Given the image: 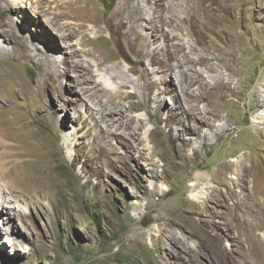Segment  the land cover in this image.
Here are the masks:
<instances>
[{
    "label": "rangeland",
    "instance_id": "obj_1",
    "mask_svg": "<svg viewBox=\"0 0 264 264\" xmlns=\"http://www.w3.org/2000/svg\"><path fill=\"white\" fill-rule=\"evenodd\" d=\"M18 1L23 5L21 14L12 11L5 18H14L17 32L32 39L20 50H27L35 61L53 64L60 75L57 92L51 91L50 82L47 84V106L37 109L33 105L40 97L45 99L41 92L34 91L8 111L29 121V128H11L8 134L16 149L27 146L32 155L24 159L28 182L17 193L4 192L8 198L19 193L23 198H19L20 207H11L16 216L8 219L10 223L2 225L0 220V264H229L237 232H241L239 238L246 239L253 259L264 264V247L248 226V216L236 205L237 199L247 201L251 180L264 179V101L258 106L264 100V0H234L241 44L239 40H218L210 32L212 23L199 25L196 36L187 34V22L182 23L180 31L172 32L196 47L197 51L190 54L193 58L221 54L223 60H215L219 65L216 70L195 66L207 81L229 80L225 71L231 65L240 72L244 84L241 99L223 87L211 93L210 106L199 104L219 116H210L213 126L201 128L198 137L184 131L180 124L170 125L164 120L165 114L158 115L160 108L164 113L172 110V94L158 93L174 85L175 80L174 72H164L149 63L146 53L154 45L146 43L143 47L137 42L127 46L128 61L121 57L108 32L96 33L123 0H90L97 25H86L85 34L91 42L84 49L80 34L66 41L68 52L78 53L71 57L60 49L62 41L53 38L47 42L43 32L38 35L40 23L31 14L43 6L44 17L50 19L52 13L61 12L58 6L63 9L66 0ZM178 1L180 17H191L187 11L193 0ZM142 5L152 17L153 3ZM20 15L31 19L22 20ZM172 29L164 25V31ZM143 30L142 36L149 41V28ZM49 32L56 37L54 31ZM33 43L39 47L36 53ZM43 48H48L49 54ZM84 50L92 51L93 56H86ZM17 56L10 55L12 65L36 90L46 69ZM139 56L153 72L150 78L133 61ZM74 60L90 65L93 75L89 83L101 89L97 96L81 95L82 85H77L69 72ZM132 67L138 72H131ZM112 72H121L130 80L122 91L133 96L124 99L123 111L106 114L104 109L110 106L108 91H116L121 82L110 78ZM148 96L159 97L163 105L156 107ZM131 104L138 108H129ZM126 121L141 123L136 135L139 141L127 136ZM176 130L181 141L176 139ZM226 165L229 168L224 170ZM191 181L200 184L194 193L202 191L201 184L208 187L201 206L189 199ZM261 196L263 202L252 210L262 208L264 224V193ZM11 202L17 206L15 199ZM2 210L3 214L8 211ZM17 211L25 217L26 225ZM4 229L10 236L2 233ZM207 236L215 238L214 246L222 247L221 253L211 250ZM12 240L16 249L11 247ZM224 242L229 244L226 248Z\"/></svg>",
    "mask_w": 264,
    "mask_h": 264
},
{
    "label": "bare ground",
    "instance_id": "obj_2",
    "mask_svg": "<svg viewBox=\"0 0 264 264\" xmlns=\"http://www.w3.org/2000/svg\"><path fill=\"white\" fill-rule=\"evenodd\" d=\"M142 2L153 3L154 14L152 17L147 15ZM63 5H65L63 9L60 8L61 5L58 6L61 12L52 13L50 19L44 17L46 12L42 10L43 6L40 7L39 11H36L35 9L32 10L33 13L31 14L36 17L38 23H40V29L37 31L38 35L43 32L42 35L46 36V41H52L53 38L56 40L58 39V43L59 40L62 41L60 48L62 52L66 54L69 53L70 57L71 55L76 56L78 55L76 51L68 52L69 44L66 41L68 39H73L77 34H80L79 43L83 49L84 46L91 42L85 34V28L88 23L97 25L94 21L95 15L92 12L93 7L90 0H66L62 3V6ZM22 7L23 5L18 0H0V220L2 225L6 224V221L8 222V219L11 217L16 216V213H13L11 207H20L18 201L19 198H23V195H19L20 193L14 195L13 197L15 198L13 199L10 197L8 198L4 196V192L6 191L8 194L13 192L17 193L19 187L24 186V184L28 182L27 179L29 178H27V173L24 171L25 169L23 170V167L26 164L24 159L29 156L31 157L32 155L30 154V151H28L29 149H27V146L22 150L20 148V150L16 149L15 145L17 144L13 145L11 143L12 138L8 134L11 128L13 130L29 128V121L26 118L17 116L12 111H8L19 106L20 98L25 100L26 95H30L31 93H34V91L41 92L45 99H43L42 96L40 97L38 104H32L37 109L47 106V103L45 102L48 98L47 84L50 82V85L52 86V90H50L52 92H57L58 89L56 84L58 76L60 75V72H57L53 64L47 65L40 59H36L35 61L34 56H30L27 50H20V47H25L27 40L32 41V39H30L29 34L28 36H24L17 32L13 25L14 18L6 19L5 15H9L12 11H15V14L19 15L21 14ZM180 11L181 4L178 0H123L122 5L107 17L104 27L98 29L95 25L94 26L98 29L96 33H109L113 45L119 50L120 55L124 60L131 61L127 55V46L134 45L137 42L143 47L154 45L151 51L146 53L149 57V63L151 65H157L159 70H163L164 72H174L175 80L174 85L169 84L164 90L158 93L172 94L173 97L171 101H169L173 105L172 110L169 109L164 113L160 108L158 115L161 116L165 114L164 120L170 125L180 124L185 129L184 131H188L192 136L198 137L201 128L213 126L210 122V116H219V114L214 113L213 110L206 109L207 106H210L212 101L211 93L220 88L228 87L232 95L241 99V95L245 90L244 84L240 79V72H236L235 68L231 65H228L225 71V75L229 80L216 78L213 83L207 81L195 66L202 65L208 70H216L219 65L215 63V60L222 61L223 59L220 58L221 54L213 53L210 58L203 55H198L197 58H193L190 54L197 51L196 47L189 42L184 43L183 37L180 34L177 33L175 36L172 32L180 31L182 23L187 22L190 26L187 34L196 36L199 33L197 30L199 25L212 23L213 27L209 24L211 27L210 32L214 34L218 40H227L231 42H233V40H239V43L241 44L243 43V39L241 38L240 27L236 23L238 10L234 0L233 2L232 0L190 1L187 13H192V16L189 18L180 17ZM19 17L22 20L31 19L30 16L27 17L20 15ZM226 18L229 20L224 24ZM62 19H67V21L60 23V20ZM43 24L45 28L43 27ZM164 25L171 26L173 29L171 31L167 30L168 32L164 31ZM140 28L142 30H140ZM145 28H149L150 30L151 39L149 41H147L146 38L142 36L143 34H141V31H144L143 29ZM49 31H54V33H52L56 35V37L51 36ZM31 36L34 37L33 35ZM131 36H134L135 38L132 39ZM11 43L14 45H11ZM250 44L254 46L253 43L250 42ZM32 50L36 53V51L39 50V47L33 43ZM43 51L45 54H49L48 48H43ZM84 53L88 57L93 56V52L90 50H84ZM11 54L18 55L17 57L20 59L22 58L30 62H35L38 67H44L46 69V72L43 73L42 80L37 84L36 90H34L31 85L28 86L17 70H15L16 68L12 65L10 58ZM12 58L17 59L15 56H12ZM133 61H136L143 68L146 78L152 76L153 72L147 70L142 56H139L137 60L135 59ZM232 61L235 63L237 62L233 58ZM100 63H97V65H100ZM189 65L190 67H188ZM130 70L134 73L138 72V69L135 67L130 68ZM69 72L74 74L76 84L82 85L80 88L82 96L87 94V96L91 98L100 93L101 89L98 88L97 84L91 86L89 83L93 75L90 65H83L82 62L74 60L69 67ZM109 75L110 78L119 79L121 82L116 91H108L110 97L107 102L110 106L108 109H104L107 111L106 114H112L115 110H119L120 112L123 111L124 99L133 96L132 93H124L122 91L124 88L128 87V83L130 82L124 74L121 72H112L109 73ZM231 83H233L232 88L229 87ZM8 85L12 86L10 90L6 89L8 88ZM194 86L196 88L193 89ZM148 101L156 104V107L163 105L159 97L150 98L148 96ZM263 101L264 100L260 101L258 106L261 105ZM202 103L205 104L206 108L199 107V104ZM129 108L135 109L138 107L131 104L129 105ZM145 110L147 112V106L145 107ZM125 124L126 128H128L127 136L136 138L137 130H140L142 127L141 123L135 122L132 124L126 121ZM176 134V139L181 141L182 136L177 133V130ZM136 139L139 141L140 137ZM186 144H189V142ZM139 154L143 155V152L139 151ZM180 156H183V150L181 151ZM228 168L229 165H226L224 170H227ZM199 185L200 184L194 181L189 183L188 187L192 190L189 199L201 206L203 199L207 196L208 187L207 185L201 184L203 186L201 187L202 191L194 193L193 190H196ZM262 193H264V179L251 180L250 191L246 193L247 201H245V199H237L236 205L237 207H242L240 212H242L244 216H248V226H250L251 231L254 233L255 239L260 245H262V247H264V224L262 221L263 210L262 208L252 210L263 202L261 196ZM14 199L17 206H14L11 202L14 201ZM221 202H225V200H222ZM3 208L6 210L8 209L6 214H3ZM17 214L20 215L22 223L26 225L27 223L23 220L25 217H23L18 211ZM2 233L10 236L8 230L4 229ZM239 234L241 235V232H237L235 235V249L231 250L229 264H258L247 248L245 242L246 239L239 238ZM176 238L179 239L178 237ZM214 241L215 238H212L211 236L206 237V242L210 245L211 250L220 252L222 247H219L217 244L214 246ZM186 244L190 248L192 247L188 241ZM16 245V242L12 240L11 247L16 249ZM228 245L227 242H224L223 244L224 248Z\"/></svg>",
    "mask_w": 264,
    "mask_h": 264
}]
</instances>
